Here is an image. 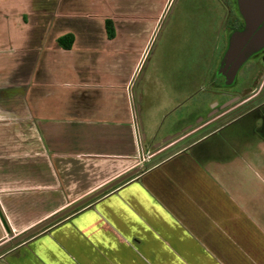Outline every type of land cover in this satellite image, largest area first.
Returning <instances> with one entry per match:
<instances>
[{"label":"crops","instance_id":"crops-1","mask_svg":"<svg viewBox=\"0 0 264 264\" xmlns=\"http://www.w3.org/2000/svg\"><path fill=\"white\" fill-rule=\"evenodd\" d=\"M170 1L0 0V246L153 154L133 84ZM88 203L0 264H264V138L232 123Z\"/></svg>","mask_w":264,"mask_h":264},{"label":"rangeland","instance_id":"rangeland-1","mask_svg":"<svg viewBox=\"0 0 264 264\" xmlns=\"http://www.w3.org/2000/svg\"><path fill=\"white\" fill-rule=\"evenodd\" d=\"M151 1L157 12L164 0ZM213 7V0H171L166 10L161 13L150 45L146 48L147 53L133 84V91L138 95L135 103L140 107L141 118L146 120L148 111L152 110V120L159 138L179 131L184 124L196 125L198 120L207 116L204 110L206 106H203L201 111L194 112L186 120H182L177 112L179 107L176 110L174 108L194 90L196 81L199 85H207L203 80L205 64L207 59L210 62L213 48L205 38V30L210 25L209 17ZM200 75L201 78L197 80ZM255 78L256 72L241 71L236 84L226 91L241 92L251 87ZM263 80L264 75L258 81V87L262 85ZM193 103L187 100L180 107H184L183 111H192ZM243 121L252 124L253 120L245 118ZM167 131L170 133H166ZM174 143L151 150L153 154L146 156L144 165L140 167L150 165L157 158L177 150L172 148Z\"/></svg>","mask_w":264,"mask_h":264},{"label":"flooded vegetation","instance_id":"flooded-vegetation-1","mask_svg":"<svg viewBox=\"0 0 264 264\" xmlns=\"http://www.w3.org/2000/svg\"><path fill=\"white\" fill-rule=\"evenodd\" d=\"M213 1L214 7L209 17L210 25L205 30V38H207V42L211 43V48H213L210 62L207 59V64H205L206 66L204 65L206 71H204L203 80L207 82V85H199L196 81L194 90L185 99L177 103L178 106L174 108L176 110L179 107V111H177L180 115L179 117L182 120H186L192 113L199 112L203 106H206L207 108L205 107L204 110H206L207 117L194 128L176 137L173 140L175 143L172 148L181 147L199 136L212 134L227 125L243 121L245 118H251V121H255V123L251 122V125L254 126V134L264 138V80L260 87L257 86L258 81L264 75V42L255 49L247 51L245 60L236 69L233 78H226L225 73L228 68L225 69L224 54L232 36L243 30L244 19L239 10L238 0ZM241 71L244 73L256 72L253 85L241 92L226 91L236 84L237 77ZM201 76L197 77V80ZM187 100L194 102L192 111L189 110L190 112L187 110L183 111L182 108L184 107H180ZM232 100L234 102L221 108ZM214 102H216V106L212 107Z\"/></svg>","mask_w":264,"mask_h":264},{"label":"water","instance_id":"water-1","mask_svg":"<svg viewBox=\"0 0 264 264\" xmlns=\"http://www.w3.org/2000/svg\"><path fill=\"white\" fill-rule=\"evenodd\" d=\"M238 4H239L240 13L244 19V28L243 30L235 33L232 36L230 40V44L224 54L225 69L228 68V71L225 73V77L226 78L229 77L230 79L233 78L236 69L245 60V53L249 51L250 49H255L256 47L260 46L264 42V0H238ZM133 95H134V101H135L138 95L134 91H133ZM232 102H234V100L224 104L221 108L225 107L227 104L232 103ZM214 106H216V102L212 104V107ZM135 107H136V114L138 117V125L140 129L141 138L146 139L147 138L146 133L144 132L146 120L141 118L140 107H138L136 103H135ZM152 119L153 117H150L148 122L152 121L153 123ZM205 119L206 118L202 117L200 120L197 121L196 125H192L189 123L187 125H184V127H182L179 131L173 132L172 134L164 137L161 141L157 142L155 145L150 147L145 153H149L151 150L158 148L164 143L180 136L181 134L185 133L186 131L200 124ZM156 132H157L156 128L154 127V135H153L154 137L157 134ZM141 170H142L141 167H136L130 170L124 175L118 177L117 179L111 181L110 183L106 184L100 189L94 191L93 193L87 195L86 197L80 199L79 201L65 208L64 210L56 213L49 219L36 225L35 227L31 228L25 233L19 235L18 237L14 238L10 242L0 246V253L10 248L11 246L16 245L24 241L25 239L31 237L35 233L41 231L42 229L58 221L59 219L65 217L66 215L70 214L76 209L84 206L85 204L97 198L98 196L104 194L105 192L109 191L110 189L114 188L120 183L136 175Z\"/></svg>","mask_w":264,"mask_h":264},{"label":"trees","instance_id":"trees-1","mask_svg":"<svg viewBox=\"0 0 264 264\" xmlns=\"http://www.w3.org/2000/svg\"><path fill=\"white\" fill-rule=\"evenodd\" d=\"M105 29H106L107 37L109 39H111L115 36V30H114L113 22L111 19L105 20ZM73 42H74V37L71 34L63 35L57 39L58 46H60L63 49H70Z\"/></svg>","mask_w":264,"mask_h":264}]
</instances>
